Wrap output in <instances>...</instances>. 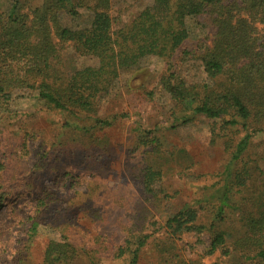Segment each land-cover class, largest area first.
Wrapping results in <instances>:
<instances>
[{
	"label": "trees",
	"instance_id": "16d2710c",
	"mask_svg": "<svg viewBox=\"0 0 264 264\" xmlns=\"http://www.w3.org/2000/svg\"><path fill=\"white\" fill-rule=\"evenodd\" d=\"M26 6L24 0H12L5 13L0 11V114L14 93L32 92L48 110L110 127L116 117L91 116L119 90L120 75L137 70L142 59H163L166 70L158 89L177 112L172 127L198 117L212 122L211 139L223 141L228 161L208 195L175 213L163 207L164 239L156 246L161 264H187L177 260L175 241L182 234L201 233L210 237L206 255H217L218 264H264V0H152L119 28H114L110 0H43L40 6ZM78 10L91 14L90 25L76 31L63 27L61 15L74 17ZM191 18L205 23L212 35L206 44L187 49L186 21ZM68 50L95 65L69 71ZM186 62L200 68L203 82L177 79ZM80 130L85 137L92 132ZM139 145L149 148L144 140ZM155 147L149 152L158 158ZM161 179L153 163L141 171L143 192L165 201V192L157 190ZM4 197L0 193V210ZM201 210L206 224L198 223ZM233 214L237 230H220ZM39 224L34 221L32 230ZM150 237L127 238L112 260L138 264ZM102 261L97 252L78 248L65 236L49 241L42 258V264ZM11 264L26 263L16 257Z\"/></svg>",
	"mask_w": 264,
	"mask_h": 264
},
{
	"label": "rangeland",
	"instance_id": "374dc122",
	"mask_svg": "<svg viewBox=\"0 0 264 264\" xmlns=\"http://www.w3.org/2000/svg\"><path fill=\"white\" fill-rule=\"evenodd\" d=\"M12 0H0L5 13ZM27 8L43 0H24ZM152 0H110L114 28L131 22ZM91 14L61 15L60 23L71 30L87 28ZM186 48L208 42L212 31L200 19H187ZM69 71L94 66L95 61L64 56ZM186 62L177 79L203 82L200 68ZM163 59L148 57L137 70L120 75L119 90L91 118H114L110 127L98 128L92 120H76L48 110L32 92L14 93L0 114V264L17 257L26 264H42L51 240L62 236L75 246L97 252L101 264H125L112 260L115 249L130 237L151 235L138 264H161L156 246L164 239L163 207L172 213L184 204L202 199L216 188L228 155L223 141H212L210 123L203 117L185 126L172 127L174 107L158 86L165 75ZM68 124L70 127H66ZM91 128L81 136L80 128ZM89 137V138H88ZM148 143L142 148L140 141ZM257 142V141H255ZM157 143L160 156L150 154ZM167 160V161H166ZM153 163L162 173L157 190L167 199L154 200L143 192L141 171ZM207 210V206H204ZM198 223L206 224L199 212ZM208 219V218H207ZM39 226L32 230V223ZM220 230L235 232V215ZM208 234H182L175 241L177 260L187 264H218L217 255H206Z\"/></svg>",
	"mask_w": 264,
	"mask_h": 264
}]
</instances>
